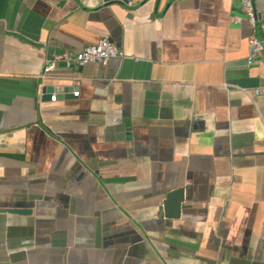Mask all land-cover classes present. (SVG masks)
<instances>
[{
    "label": "crops",
    "instance_id": "0c3cea01",
    "mask_svg": "<svg viewBox=\"0 0 264 264\" xmlns=\"http://www.w3.org/2000/svg\"><path fill=\"white\" fill-rule=\"evenodd\" d=\"M244 1L0 0V264H264ZM104 36L123 56L43 76Z\"/></svg>",
    "mask_w": 264,
    "mask_h": 264
},
{
    "label": "built area",
    "instance_id": "2783aa9c",
    "mask_svg": "<svg viewBox=\"0 0 264 264\" xmlns=\"http://www.w3.org/2000/svg\"><path fill=\"white\" fill-rule=\"evenodd\" d=\"M124 1V0H114ZM245 17L249 20L252 26L257 23V12L252 3V0H245L243 3ZM241 18H237L240 20ZM260 26L264 31V20L261 19ZM123 56V53L111 42L110 38L104 36L97 44L87 45L82 50L76 53L64 52L59 55L52 62L46 63L43 69V76H47L48 73L57 69L59 64L65 65L67 68L74 66H83L89 63L107 65L110 60ZM264 56V36L258 37L251 35L249 38V64L254 63L258 58ZM46 93L52 94L51 86H47ZM254 94L257 96H264V86H259L254 90ZM74 95L78 96L79 92L75 91ZM57 95L52 94L51 99L56 100Z\"/></svg>",
    "mask_w": 264,
    "mask_h": 264
},
{
    "label": "water",
    "instance_id": "95a60500",
    "mask_svg": "<svg viewBox=\"0 0 264 264\" xmlns=\"http://www.w3.org/2000/svg\"><path fill=\"white\" fill-rule=\"evenodd\" d=\"M260 23H261V19H260V16H258V14H257L256 25H260ZM62 89L63 88H53L51 86V92L53 91V92L57 93L58 91H61ZM68 89L70 91V94H66L67 95L66 97H70V98L74 97L73 88L70 87ZM46 90H47V86L45 89H43V93H45L43 95V99L44 100H50L52 94H46ZM60 97H62V96L57 94V98H60ZM183 207H184V190L182 188H180V189L171 191L168 194L167 199L164 203L166 216L171 217V218L179 217L181 214V209ZM8 210L15 211V212H23V211L27 212L28 211V210H21L18 208H9ZM3 264H5V263H3Z\"/></svg>",
    "mask_w": 264,
    "mask_h": 264
}]
</instances>
